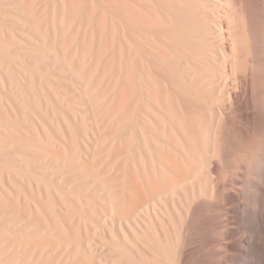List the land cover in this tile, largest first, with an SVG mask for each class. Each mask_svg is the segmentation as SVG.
Wrapping results in <instances>:
<instances>
[{"label":"bare ground","instance_id":"bare-ground-1","mask_svg":"<svg viewBox=\"0 0 264 264\" xmlns=\"http://www.w3.org/2000/svg\"><path fill=\"white\" fill-rule=\"evenodd\" d=\"M0 264H264V0H0Z\"/></svg>","mask_w":264,"mask_h":264}]
</instances>
